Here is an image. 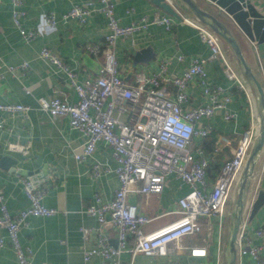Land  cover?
<instances>
[{"label": "crops", "instance_id": "1", "mask_svg": "<svg viewBox=\"0 0 264 264\" xmlns=\"http://www.w3.org/2000/svg\"><path fill=\"white\" fill-rule=\"evenodd\" d=\"M111 1L115 5V16L121 25H128L142 17L151 18L156 14L168 15L155 7L150 0ZM193 1L198 5L197 0ZM246 1H249L256 12L264 14V0ZM169 2L180 18L203 25L179 0ZM73 4L92 10L84 25L71 20L61 21V16ZM98 8L99 4L95 0H25L20 9L26 12L22 21L26 30L34 28L42 14L51 13L57 20L56 31L26 44L12 23L10 0H0V103H17L30 107L25 115H0V155L8 158L0 164V194L11 216L26 210L30 202L24 192L21 178L30 177L46 187L42 204L57 210L51 217H29L27 224L19 232L21 246L32 251L31 264H100L98 257H93L88 262L83 261V250L91 249L100 234L96 219L87 215L85 209L93 204L95 194L106 201L112 199L119 188L118 179L113 172L117 164L112 150L104 143H98L91 159L82 163L76 162L73 154L81 150L85 142L84 136L69 126L67 117L52 119L39 109L36 102L40 97H60L70 103H75L78 99L65 76L39 58L42 48L49 49L65 60L77 72L80 80L99 75L102 57L91 56L85 51L87 44H102L106 35V20L97 12ZM129 9L133 11L127 13ZM172 18L174 25L169 32L161 26H151L147 31L135 33L130 40L117 41L115 55L119 75L131 84L136 73H155L158 71V62L167 61V73L174 77L187 69L192 58L207 59V82L211 86H220L228 91L232 101L227 110L234 115L232 121L225 122L221 114L217 113L209 121L198 124H209L212 128L207 138L195 137L193 140V146L200 148L209 159L207 180L210 188L222 164L232 156L243 132L252 123L260 125L258 95L254 86L244 78L228 45L218 37L227 59L243 79L248 96L227 80L219 61L208 59L209 49L200 40L197 31L181 20ZM216 18L226 24L228 32L236 40L246 63L264 90V37L249 40L229 22L227 16L228 21L221 20L220 16ZM179 55L184 58L181 62L177 60ZM22 62L29 64L25 74L18 68ZM10 66L17 69L9 72ZM189 94L187 107L204 103L198 84L190 85ZM220 137L227 138L229 143L224 145L219 153H213L214 143L211 149L204 147L206 140L213 139L215 142ZM10 145L13 146L12 149ZM94 162L99 163L102 168V174L97 180L90 177ZM238 187L236 182L225 207L222 227L219 226L218 218L202 220V229L198 234L170 244L164 257L132 255L125 252L121 260L124 264H228V242L236 212ZM189 191L188 185L169 175L159 196L129 195L128 203L136 206L140 214L150 219L142 227L143 234L155 232L179 220L181 215L178 213V200ZM260 191L264 192V148L256 160L242 216V223L246 224L245 236L254 245L263 241L254 235V231L258 228L264 229V204L251 220L248 208L252 206ZM82 229L88 230L85 238ZM102 233L109 244H115L116 231L113 227L104 228ZM0 237L7 239L5 230L1 228ZM128 246L131 248L132 242H129ZM190 248H203L206 250V256L192 257L189 254ZM260 262L264 264V255L261 256ZM0 264H17L9 244L0 250ZM235 264L260 263L236 253Z\"/></svg>", "mask_w": 264, "mask_h": 264}, {"label": "built area", "instance_id": "2", "mask_svg": "<svg viewBox=\"0 0 264 264\" xmlns=\"http://www.w3.org/2000/svg\"><path fill=\"white\" fill-rule=\"evenodd\" d=\"M24 1L10 0L12 23L24 43H31L38 37L56 31L57 20L51 13L42 14L37 25L26 30L22 25L26 12L20 9ZM95 1L99 4L97 12L106 20L107 31L102 44H87L85 51L91 56L102 57L99 75L80 80L77 72L65 60L49 49L42 48L39 58L65 76L78 99L75 103H70L60 97H40L36 102L39 109L52 119L67 117L69 126L84 136L85 142L81 150L73 154L76 162L91 159L97 144L104 143L111 148L117 164L113 172L118 179L119 188L113 198L104 201L95 194L93 204L85 209L87 215L96 219L100 234L91 249L83 250V261L88 262L93 257H98L100 264H124L121 256L125 252L164 257L170 244L198 234L202 229V220L218 218L219 226L222 227L226 204L257 140L259 125L252 123L243 132L232 156L222 164L212 186L208 188L209 159L200 148L193 146V140L195 137L204 139L209 136L211 126L198 124L209 121L217 113L221 114L225 122L234 119V115L227 110L232 101L230 94L220 86L208 84L205 69L207 59L200 57L192 58L187 69L179 76L170 77L167 73L169 62L159 61L157 72L149 75L138 72L134 75L133 83L125 82L119 75L115 55L117 41L130 40L135 33L147 31L151 26H161L169 32L174 25L173 18L170 15L156 14L151 18L142 17L128 25H121L115 16V5L111 0ZM132 11L129 9L127 13ZM91 12L84 6L73 4L61 16V21L71 20L84 25ZM260 15L264 19V14ZM179 20L197 31L200 40L209 49L208 59L219 61L227 80L248 96L243 79L230 64L216 34L197 22L182 17ZM177 60L181 62L184 58L179 55ZM18 68L25 74L29 64L22 62ZM16 69L8 67L9 72ZM192 84L201 87L204 103L187 107L190 100L189 87ZM29 110V106L22 104L0 103V115H25ZM228 143L227 138H218L214 142L213 153H219ZM9 147L13 148L12 145ZM101 174L100 164L94 162L90 177L97 180ZM169 175L190 188L177 203L181 217L160 230L143 234L142 227L150 219L140 214L136 206L128 203L127 197L159 196ZM21 182L30 202L26 210L11 216L0 194V228L5 230L7 238L0 237V250L9 244L17 264H31L32 251L21 246L19 232L27 224L29 217L47 218L54 216L57 210L42 204L46 187L30 177L21 178ZM250 210L251 206L248 208ZM107 227H113L116 231L114 245L109 244L102 233ZM245 228L246 224L241 221L236 253L262 264L260 259L264 255V229L254 231V235L263 240L261 244L254 245L246 238ZM82 232L85 238L88 230L82 229ZM129 242H132L131 248L128 246ZM189 254L204 258L206 250L190 248Z\"/></svg>", "mask_w": 264, "mask_h": 264}, {"label": "water", "instance_id": "3", "mask_svg": "<svg viewBox=\"0 0 264 264\" xmlns=\"http://www.w3.org/2000/svg\"><path fill=\"white\" fill-rule=\"evenodd\" d=\"M151 3L162 10L164 13L180 19L177 11L171 5L169 0H150ZM184 7L203 25L208 27L216 34L226 45H228L234 54L236 61L241 69L244 78L250 82L258 95V105L261 110L260 125L258 137L252 146L248 158L245 162L236 199V212L232 221L230 237H229V261L228 264L236 263V240L238 230L242 221L244 204L249 188V182L254 171L257 157L264 148V90L250 67L246 63L240 47L234 37L228 32L226 24L216 16L211 15L200 8L193 0H179ZM220 11H222L249 40L262 39L264 37V19L258 14L249 1L245 0H210ZM144 53V52H143ZM7 157L0 155V164H3ZM264 204V192L260 191L251 206L249 220H251L257 211Z\"/></svg>", "mask_w": 264, "mask_h": 264}, {"label": "rangeland", "instance_id": "4", "mask_svg": "<svg viewBox=\"0 0 264 264\" xmlns=\"http://www.w3.org/2000/svg\"><path fill=\"white\" fill-rule=\"evenodd\" d=\"M197 3H198V5H200L201 7H203L205 10H207L208 12H210L211 14H213L214 16H216V17L220 16L221 17V20H223V21L224 20L225 21L227 20L226 16L223 15V14H221L219 12L218 8L215 7L214 5H211L210 3H207L205 0H197ZM239 180H240V176L237 179V185H238Z\"/></svg>", "mask_w": 264, "mask_h": 264}, {"label": "trees", "instance_id": "5", "mask_svg": "<svg viewBox=\"0 0 264 264\" xmlns=\"http://www.w3.org/2000/svg\"><path fill=\"white\" fill-rule=\"evenodd\" d=\"M213 143H214V140L213 139H210V140H206L203 144H204V147L205 148L211 149V146L213 145Z\"/></svg>", "mask_w": 264, "mask_h": 264}]
</instances>
